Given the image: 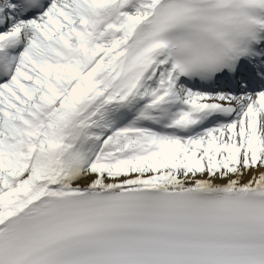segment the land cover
<instances>
[{
    "label": "snow or ice",
    "instance_id": "1",
    "mask_svg": "<svg viewBox=\"0 0 264 264\" xmlns=\"http://www.w3.org/2000/svg\"><path fill=\"white\" fill-rule=\"evenodd\" d=\"M0 264H264V0H0Z\"/></svg>",
    "mask_w": 264,
    "mask_h": 264
}]
</instances>
